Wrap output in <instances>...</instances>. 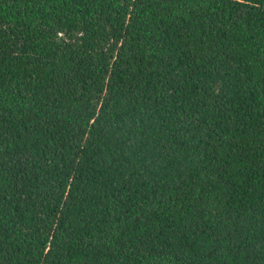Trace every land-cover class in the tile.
I'll return each mask as SVG.
<instances>
[{"label":"trees","instance_id":"obj_1","mask_svg":"<svg viewBox=\"0 0 264 264\" xmlns=\"http://www.w3.org/2000/svg\"><path fill=\"white\" fill-rule=\"evenodd\" d=\"M0 264H264V0H0Z\"/></svg>","mask_w":264,"mask_h":264}]
</instances>
